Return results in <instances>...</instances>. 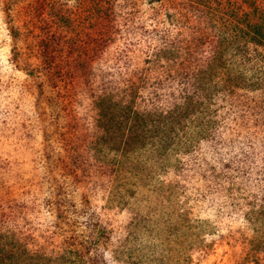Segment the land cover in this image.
Wrapping results in <instances>:
<instances>
[{
  "label": "rangeland",
  "instance_id": "obj_1",
  "mask_svg": "<svg viewBox=\"0 0 264 264\" xmlns=\"http://www.w3.org/2000/svg\"><path fill=\"white\" fill-rule=\"evenodd\" d=\"M0 264H264V0H0Z\"/></svg>",
  "mask_w": 264,
  "mask_h": 264
},
{
  "label": "trees",
  "instance_id": "obj_2",
  "mask_svg": "<svg viewBox=\"0 0 264 264\" xmlns=\"http://www.w3.org/2000/svg\"><path fill=\"white\" fill-rule=\"evenodd\" d=\"M263 37V35H261Z\"/></svg>",
  "mask_w": 264,
  "mask_h": 264
}]
</instances>
